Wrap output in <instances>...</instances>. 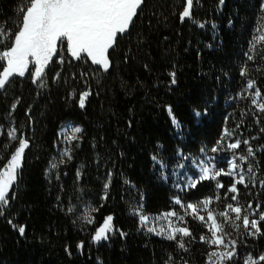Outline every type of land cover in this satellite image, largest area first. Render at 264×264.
<instances>
[{
    "label": "trees",
    "instance_id": "trees-1",
    "mask_svg": "<svg viewBox=\"0 0 264 264\" xmlns=\"http://www.w3.org/2000/svg\"><path fill=\"white\" fill-rule=\"evenodd\" d=\"M26 6L27 0H0V28L15 33ZM185 6L186 0H144L130 30L109 51L107 72L70 57L66 70L52 62L46 67L49 90L29 75L14 77L0 90V125L11 113L17 135L29 141L15 199L9 193L0 215V264H208L213 248L201 240L211 237L203 223L187 218L191 235L168 240L146 232L139 215L176 211V200L186 206L206 199L218 223L229 203L242 209L259 205L264 212V112L251 103L255 89L264 95V43L250 52L254 37L264 33V0H193L191 17L181 21ZM59 75L61 81L54 82ZM250 79L253 89H247ZM86 91L90 95L81 108ZM66 124L82 132L67 144L71 159L61 165L59 130ZM2 133L0 166L17 147ZM237 140L239 149L227 148ZM248 147L254 155L248 156ZM209 155L222 165L233 159L241 164L237 171L245 184L236 185L238 201L228 192L233 177H220L222 188L202 182L189 190L165 180L187 160ZM89 214L94 223L86 222ZM109 215L114 231L107 241L93 242ZM253 218L258 213L249 215ZM18 226L25 227L23 235ZM260 227L264 233V222ZM224 237L236 242V256L225 264H245L264 254V234L248 235L242 223L239 229L225 223ZM181 240L184 249L178 247Z\"/></svg>",
    "mask_w": 264,
    "mask_h": 264
},
{
    "label": "snow or ice",
    "instance_id": "snow-or-ice-1",
    "mask_svg": "<svg viewBox=\"0 0 264 264\" xmlns=\"http://www.w3.org/2000/svg\"><path fill=\"white\" fill-rule=\"evenodd\" d=\"M221 4L223 0H220ZM144 0H27V6L20 9V21L18 30L10 33V30L0 28V44H5L6 40H10L11 44H5L0 49V90L5 89L14 77H25L30 74L33 83H39L43 86V78L45 69L52 62L54 56L58 54L59 49L66 46V50L71 58L75 60H90L93 65L99 66L101 70L107 72L110 68L109 50L114 48L118 36H122L130 30V26L134 22V18L138 15ZM193 0H186V6L180 14V19L191 17V9ZM203 26V25H201ZM264 43V33L254 37L250 52H255L256 45ZM249 61L254 59L251 54H246ZM60 62L63 63L61 57ZM31 69V70H30ZM248 74L247 68H242L241 75ZM172 77L171 83L175 84V73H170ZM255 87L254 80H248L247 89ZM90 95L84 92L79 98V106L84 108L85 100ZM264 95L257 88L255 89L251 103L256 107L257 111L264 112ZM15 104L12 106L15 109ZM169 116L172 118L173 124L177 128L180 127L179 122L175 119L171 107L167 109ZM196 117H200V112H195ZM264 131V129H262ZM17 128L11 127L7 131L10 141H16L17 147L11 153L9 158L0 166V215L4 214L5 209L9 206V193L11 198L15 199V186L17 184L20 169L22 168L24 154L29 148V141L22 135H17ZM82 129L78 126H69L63 130V135L68 143L78 141L79 134ZM225 135H231L225 130ZM247 140L243 144L247 145ZM7 148V145L4 146ZM241 147V141L237 140L227 145L228 149L235 150ZM213 148L212 151H217ZM248 156L254 155L251 147L247 148ZM63 155L71 159L70 151L65 150ZM155 159V157L153 158ZM240 161H245V156L239 157ZM63 162V161H61ZM57 164L53 163L52 168H56ZM241 168V164L236 159L230 161V167L227 171L223 169L214 170L213 167L204 165L201 162V174L198 179L189 178V186L195 188L198 183L204 180H216L221 175L233 176L234 183L228 188V192L233 193L232 201H238L237 184H245V176L237 173V169ZM252 171L251 167L248 169ZM109 182L105 184V190L108 189ZM264 185V181H261ZM247 186V185H245ZM217 188L224 187L217 182ZM107 198V192L105 194ZM216 199H220L219 196ZM180 203L179 200L176 201ZM212 203L211 199L202 202L203 209L207 210ZM186 210H191V214L197 216L201 221L210 222L209 231L211 238L202 236L201 240L216 246L230 249L226 251H212L208 256V264H224L227 260H232L236 256V242H225L224 224H231L234 228L239 229L242 223L243 228L248 235L258 236L264 234L261 232L260 223L264 222V212H259V205L256 209H252L249 204L247 209H242L238 204L234 206L232 203L226 205V209L218 215L222 217L220 223L217 222V214L213 211H207V217L198 215L196 205L188 204ZM251 210V212H249ZM71 211V209H69ZM89 213L98 211L97 209H89ZM139 212V209L137 210ZM234 214V217L230 215ZM243 213V215H242ZM258 219H249V215H256ZM177 213L172 211L164 213L161 217L152 218L155 221L165 220L166 226H148L150 218L145 215H139L142 226L147 227V231L158 236H164L168 240H176L177 235L189 237L191 235L187 227H177L172 221V217H176ZM86 222L94 223L92 216L89 214L85 217ZM183 220V217H178ZM241 222V223H237ZM11 223V221H9ZM13 227H17L13 225ZM20 235L25 233L24 226L17 228ZM114 231L113 217L111 215L104 218L102 224L96 229L93 235V242L100 243L107 241L109 235ZM121 236L126 235L120 232ZM178 247L185 248L183 241L178 242ZM83 248V243L78 245ZM186 250V249H185ZM264 261V254L258 258L248 257L245 264H260Z\"/></svg>",
    "mask_w": 264,
    "mask_h": 264
},
{
    "label": "rangeland",
    "instance_id": "rangeland-1",
    "mask_svg": "<svg viewBox=\"0 0 264 264\" xmlns=\"http://www.w3.org/2000/svg\"><path fill=\"white\" fill-rule=\"evenodd\" d=\"M61 57L63 59V63L60 62ZM70 57L71 56L68 54V52L66 50V46H65V47H62L61 49H59L58 54L56 56H54V58L52 60V63L53 64L54 63L58 64L62 70H66L67 69L66 66H68L70 64L69 63V59H68ZM89 62L91 63L90 60H89ZM91 65H93V64L91 63ZM93 66L99 68V66H97V65H93ZM26 75L31 76L30 74H26ZM60 75L57 78H55L54 82L61 81L60 80L61 79ZM40 87L42 88V90H45V91L49 90V82H48L47 76L44 77L43 86L40 85ZM13 111L14 110L12 108L11 112H13ZM7 118L8 119L6 120L5 124L4 125H0V136L3 134L2 132L7 133V131L11 127H14V124L12 122H10L11 113L7 116ZM69 126L76 127V126H73L71 124H66L65 126H63L59 130V136H60V138L62 140V141H60V145H61L60 164L61 165H65V163L69 160L67 156L63 155L65 150H68V148H67L68 142L64 138L63 130H65ZM61 161H63V162H61ZM201 162H204V165H206V166L213 167L214 170L223 169V170L227 171L229 169V167H230V163H228L226 165H222V164H220V160L215 155H209V156H205L204 158H199L197 160H192V161L191 160H187L186 163H184L179 168H177L175 170H171L169 173H167L164 178H165V180H168L169 182H172V184L176 185L177 188L180 189V190H182V189L183 190L192 189V187L189 186V183H190L189 178L198 179L199 175L201 174ZM237 173L241 174L238 171H237ZM220 177H233V176L221 175V176L217 177L216 180H211V179L210 180H204V181H201L200 183H202V182H217ZM200 183H198L197 185H199ZM176 201H175V203H176ZM177 205L180 206L179 209L174 211V212L177 213V216L171 218L175 226H177V227H187L186 226L187 218H192V219L197 220V222L199 221V222L203 223L206 226V228H207V230H208V232H209V234L211 236V232L209 231L210 222H207L206 220L205 221H201L200 219L197 218V216L191 214V210H186V207L181 205V203H179ZM196 206L198 208V215L205 216V218H206L207 217V211H210V208H209L210 206H208L207 210L203 209L202 202L200 204H197ZM162 215L153 216V217L152 216H148L150 218V223H149L148 226H156L157 228H159L160 226H166L167 222L165 220L155 221V220L152 219V218H156V217H161ZM181 216L183 217L182 221L178 219V217H181ZM142 228L146 232H148L147 231V227L142 226ZM148 233H150V232H148ZM150 234L154 235V236H157V237H160V238H165L164 236H158V235H155L154 233H150ZM180 238L182 239V238H185V237L177 235V239H180ZM224 239H225V237H224ZM225 242H226V240H225ZM211 247L213 248L212 251H226V250H230V249H225L223 247L217 248L214 245H211ZM225 262H224V264H225Z\"/></svg>",
    "mask_w": 264,
    "mask_h": 264
}]
</instances>
